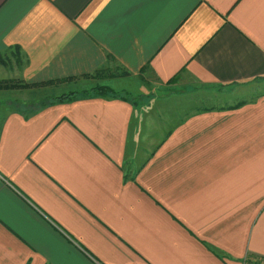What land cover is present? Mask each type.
I'll return each instance as SVG.
<instances>
[{"label":"crops","instance_id":"0c3cea01","mask_svg":"<svg viewBox=\"0 0 264 264\" xmlns=\"http://www.w3.org/2000/svg\"><path fill=\"white\" fill-rule=\"evenodd\" d=\"M0 60V81L63 80L0 89V264L264 259V0H0ZM102 69L234 98L37 107Z\"/></svg>","mask_w":264,"mask_h":264},{"label":"rangeland","instance_id":"374dc122","mask_svg":"<svg viewBox=\"0 0 264 264\" xmlns=\"http://www.w3.org/2000/svg\"><path fill=\"white\" fill-rule=\"evenodd\" d=\"M120 76H125V75H121L120 72L116 71L115 75L111 74L110 72H108L107 75H101L99 77H96V80H99V85H103L101 83H108L111 82L112 80H118L119 81V77ZM152 81V82H151ZM130 82H132L130 85L131 87L134 89L133 90V95L137 96L134 99H137L138 101H156L157 99H160V97H165V96H169L166 100H165V107L168 108L169 103L171 102L173 105L176 106V103H178V105L180 106L181 109V116L185 115V113H187L190 110V106H192L193 104H196L195 106L197 107H201L204 105H221V104H225L228 103V101L226 100H230L232 101L234 97H228L227 95H222L225 94L227 90H232L234 88V86H225L222 87V89L218 92H216V90L220 89H214L211 87H199L197 85H191V86H173V85H160L159 83H155L153 82V79L149 78V81L147 80L145 86L149 88V90L147 92L144 93H139L138 87L136 86V79L134 78L133 80H130ZM165 86V87H163ZM244 87H239L236 89H241ZM119 90V89H118ZM67 91V90H65ZM208 91H213L216 92V94H218V98L220 99H216L212 96V93H208ZM174 93H178L179 95H174L172 96ZM144 94L148 95L147 98H144ZM210 94L211 97L209 98H204V95ZM214 94V93H213ZM250 94V93H249ZM247 95V94H246ZM252 95H248L247 97H251ZM136 101V100H135ZM150 101V102H151ZM38 106L39 103H37ZM50 104V103H48ZM37 106V107H38ZM168 115H172L173 114V110L172 107L168 108V111L165 112ZM244 262V261H243ZM250 264H264V263H260L258 261H250Z\"/></svg>","mask_w":264,"mask_h":264},{"label":"trees","instance_id":"16d2710c","mask_svg":"<svg viewBox=\"0 0 264 264\" xmlns=\"http://www.w3.org/2000/svg\"><path fill=\"white\" fill-rule=\"evenodd\" d=\"M0 62L3 63V60H0ZM108 70H97L92 76H87V78L90 77H99L101 75H104L105 73H107ZM71 79V78H68ZM59 81H63V80H57V81H53V82H49L46 84H26V83H21L19 81H0V89H30L32 87L35 88H39L42 86H47V85H51L53 83H57ZM174 80L171 79L169 80V82H173ZM93 96H101V97H118L121 98L123 100L128 99L127 97H129L130 99H134L137 96H134L133 94L126 92V91H116L114 88L108 86V85H99L96 84L88 89H84V90H70V91H66V92H56L54 91L52 94H48L46 93L45 97H42L41 99H39L37 101V103H39L40 107L44 106V105H49L50 104H56V103H65V102H71L80 98H86V97H93ZM39 107V106H38ZM258 259H263L262 257L260 258V256H249L248 259L246 258L243 262V264H250V261L252 260H256L259 262Z\"/></svg>","mask_w":264,"mask_h":264},{"label":"built area","instance_id":"2783aa9c","mask_svg":"<svg viewBox=\"0 0 264 264\" xmlns=\"http://www.w3.org/2000/svg\"><path fill=\"white\" fill-rule=\"evenodd\" d=\"M260 263H264V259H258ZM253 261H256V260H253Z\"/></svg>","mask_w":264,"mask_h":264}]
</instances>
